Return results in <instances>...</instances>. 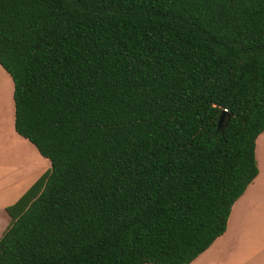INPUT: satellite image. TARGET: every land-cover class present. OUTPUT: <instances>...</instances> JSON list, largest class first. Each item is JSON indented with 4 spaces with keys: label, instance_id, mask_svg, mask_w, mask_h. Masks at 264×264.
Here are the masks:
<instances>
[{
    "label": "trees",
    "instance_id": "trees-1",
    "mask_svg": "<svg viewBox=\"0 0 264 264\" xmlns=\"http://www.w3.org/2000/svg\"><path fill=\"white\" fill-rule=\"evenodd\" d=\"M0 66L50 161L0 264H190L225 232L258 173L264 0H0Z\"/></svg>",
    "mask_w": 264,
    "mask_h": 264
},
{
    "label": "crops",
    "instance_id": "crops-1",
    "mask_svg": "<svg viewBox=\"0 0 264 264\" xmlns=\"http://www.w3.org/2000/svg\"><path fill=\"white\" fill-rule=\"evenodd\" d=\"M255 160L257 176L233 203L225 232L190 264H264V132ZM49 170L50 161L14 129L13 82L0 66V238L11 222L7 208Z\"/></svg>",
    "mask_w": 264,
    "mask_h": 264
},
{
    "label": "water",
    "instance_id": "water-1",
    "mask_svg": "<svg viewBox=\"0 0 264 264\" xmlns=\"http://www.w3.org/2000/svg\"><path fill=\"white\" fill-rule=\"evenodd\" d=\"M224 119H225V114L223 112V113L220 114L219 119H218V123H217V127H218L219 130L223 126Z\"/></svg>",
    "mask_w": 264,
    "mask_h": 264
},
{
    "label": "rangeland",
    "instance_id": "rangeland-1",
    "mask_svg": "<svg viewBox=\"0 0 264 264\" xmlns=\"http://www.w3.org/2000/svg\"><path fill=\"white\" fill-rule=\"evenodd\" d=\"M257 163V162H256Z\"/></svg>",
    "mask_w": 264,
    "mask_h": 264
}]
</instances>
